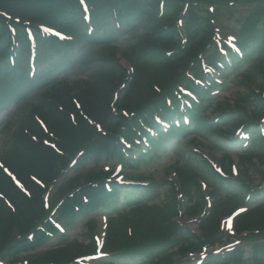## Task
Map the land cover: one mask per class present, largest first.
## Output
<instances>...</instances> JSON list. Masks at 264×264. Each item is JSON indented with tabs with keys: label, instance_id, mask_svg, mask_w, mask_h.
Returning <instances> with one entry per match:
<instances>
[{
	"label": "trees",
	"instance_id": "obj_1",
	"mask_svg": "<svg viewBox=\"0 0 264 264\" xmlns=\"http://www.w3.org/2000/svg\"><path fill=\"white\" fill-rule=\"evenodd\" d=\"M81 1L0 0V91H9L20 78L29 81L25 87L44 89L21 123L15 146L1 160L19 184L0 167V260L175 264L176 256L201 255L210 246L237 239L251 247L208 253L200 264H238L245 259L264 264V20L250 14L242 22L237 38L241 54L228 49L226 57L215 46L204 60L214 30L199 0H85L90 22ZM215 2L227 6L246 1ZM138 24L136 42L119 52L131 70L117 62L91 80L65 76L67 60L84 57L77 49L118 40ZM41 25L56 29L63 38L43 32ZM27 29L34 34V46ZM245 64L250 65L242 71ZM205 66L220 74H240L239 83L247 88L233 105L216 101L214 116L205 108L223 85ZM58 75V81L50 82ZM201 130L221 149L222 172L203 159L194 160L195 167L176 166L179 184L170 185L160 203L147 201L151 191L139 180L131 185L110 182L108 188L102 173L79 184L76 177H67L72 164L99 163L104 157L141 163L175 144L179 136ZM90 142L92 150L79 151L69 162L80 143ZM124 142L138 147V155ZM232 156L243 174L233 173ZM204 185L210 186L206 193ZM241 207L246 209L234 219L233 234L223 230L221 220ZM97 211L107 215L103 246L97 244L89 222L87 243L70 239L68 226ZM183 211L203 218L199 235L176 222ZM51 218L66 229L60 231ZM150 239L155 244L146 246ZM42 246L45 252L25 256Z\"/></svg>",
	"mask_w": 264,
	"mask_h": 264
},
{
	"label": "rangeland",
	"instance_id": "obj_2",
	"mask_svg": "<svg viewBox=\"0 0 264 264\" xmlns=\"http://www.w3.org/2000/svg\"><path fill=\"white\" fill-rule=\"evenodd\" d=\"M246 2H235L230 3L227 6L218 5L215 0H199L200 8L203 11H206V14L212 19V28L214 30V37L212 36L213 41L210 43L208 49H205L202 58L206 60L207 56L212 51L213 47H222L224 46V41H233L232 39L238 38L239 29L242 22L245 20L247 15H252L253 19H259L262 23L264 20V0H245ZM180 21H178L179 23ZM141 24L134 26L128 31L124 32V37L121 36L117 38L118 40L111 41L104 44H96L90 48V43H87L86 46L77 49L76 54L83 53L84 57H72L71 60H67L68 63L65 72V76L69 80L73 81L79 78H85L91 80L94 77L98 76L105 70L110 69L117 62L121 63L126 70H130L129 64L121 58L119 52L122 51V48H127L126 45L130 43H135L136 38L139 37V28ZM141 32V31H140ZM126 39H129L126 41ZM224 40V41H223ZM86 48H89L85 50ZM118 51V54L116 53ZM114 53V55H112ZM88 64H84L86 61ZM247 67L250 64H245L242 71H246ZM215 78L220 80V83L223 85L221 90L214 92L212 94V100L205 108L207 114H211L215 108L216 101L229 100L233 105L238 97L240 92H244L247 88L244 85L239 83L240 74L233 73L232 71L223 72L220 75L216 72H212ZM64 74V73H63ZM43 77V76H42ZM41 77V78H42ZM62 77L57 76L50 80V82H56ZM46 79V77H43ZM39 81V80H38ZM36 81L38 84L39 82ZM27 80L23 81L21 78L16 79L9 86V91H0V161L5 157V155L10 151L16 144V139L18 138V131L21 123L28 117L31 113V108L33 104L38 101L41 91H34L28 86L25 87L24 84H27ZM248 82V81H247ZM42 84V83H41ZM4 85V84H1ZM48 84L40 85L42 88H45ZM125 83L124 86H126ZM121 87V88H124ZM251 86V84H249ZM254 89V87H253ZM8 91V92H7ZM118 89L113 91L112 98H115L118 95ZM7 92V93H5ZM26 93L25 96H23ZM4 96V97H2ZM212 116L215 113L211 114ZM202 132L204 130L193 132L189 134H184L179 136L175 140V144L161 149L152 157H147L141 163H132L129 161L118 160L115 157H104L100 160L99 163H90L84 162L83 164L75 165L69 168V173L67 177H76V182L82 183L85 179L93 174L102 173V178L106 179L111 177V180L118 181L120 183L127 184L130 180H139L143 185L145 190L151 191V199L147 200L149 203H160L163 199V195L167 192V189L170 185L178 183V178L175 173L176 166H189L195 167L193 163L194 160H208L210 164L216 169L221 167V149L216 146V144L205 137ZM196 134V135H195ZM248 142L247 139H245ZM94 142L90 143H80L77 149L72 153L69 158V162L76 156L79 151L82 150H92L94 148ZM141 146L144 143L141 142ZM242 148H245L244 146ZM137 151V149H136ZM234 160V168L237 170L236 175L243 174L241 165L238 162V159L235 156H232ZM139 159V158H137ZM122 163V164H121ZM70 165V163H69ZM136 165V167L134 166ZM1 167V166H0ZM264 172V168H261ZM130 179V180H129ZM128 180V181H126ZM208 184H212V179L207 180ZM259 180H255V183H258ZM131 184V183H129ZM204 187V192L210 189L209 187ZM59 198H56L52 203L54 206ZM152 200V201H151ZM183 206L187 204L185 198L181 200ZM57 219V218H56ZM194 218H191L184 213L176 218V222L181 226L187 228L189 231L200 234V230L196 224L192 221ZM89 221V223L87 222ZM91 227L92 234L96 239V242L102 246L104 243L105 229H106V214L101 212H93L86 215H81L78 219L71 225L68 226L70 239H76L79 242L87 243V224ZM63 222H61L62 224ZM65 224L63 223V226ZM223 230L232 231L231 227H227V222H224ZM146 246H152L155 244L154 239H150L145 242ZM235 244L237 246L251 247V243L242 242L240 240H233L232 242H223L214 247L207 249L206 251H222L227 246ZM46 247L42 246L38 248L35 252L27 253L25 256H34L40 253L45 252ZM23 257L22 259L25 260ZM175 264H198L199 255L185 256L180 258L179 256L175 257ZM22 260V261H23ZM90 262V261H89ZM89 262H86L89 264ZM92 263V262H90ZM8 264V263H3ZM238 264H252L251 260H243L238 262Z\"/></svg>",
	"mask_w": 264,
	"mask_h": 264
},
{
	"label": "water",
	"instance_id": "obj_3",
	"mask_svg": "<svg viewBox=\"0 0 264 264\" xmlns=\"http://www.w3.org/2000/svg\"><path fill=\"white\" fill-rule=\"evenodd\" d=\"M195 223H199V220H195Z\"/></svg>",
	"mask_w": 264,
	"mask_h": 264
}]
</instances>
